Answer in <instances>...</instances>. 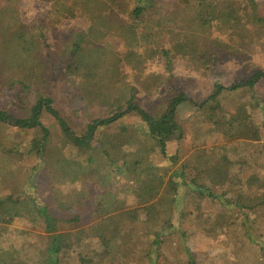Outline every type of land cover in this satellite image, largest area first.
<instances>
[{
  "label": "trees",
  "instance_id": "16d2710c",
  "mask_svg": "<svg viewBox=\"0 0 264 264\" xmlns=\"http://www.w3.org/2000/svg\"><path fill=\"white\" fill-rule=\"evenodd\" d=\"M4 1L7 4L0 5L2 13L20 2ZM39 1H44L49 10L44 19L29 25L13 20L4 29L7 34L2 39L4 43H1L0 52H9L4 65L8 66L11 74L15 73L3 79L0 77V91L3 94L16 85L21 91L16 97L17 102L12 104V111L0 106V125L17 132H32V137L20 144L0 141V158L4 161H12L16 156L35 159L37 163L32 169L31 182L42 175L44 164L54 155L56 166L53 173H60L58 180L76 182L87 168L95 166L107 167L120 176L124 175L128 187L137 192L138 201L148 204L129 212V220L138 223L139 212L146 209L160 213L164 208L165 216L158 217L156 222L146 220V229L141 234L139 226L131 227L128 230L131 234L126 233L145 241L141 245L145 248L149 264H198L188 248L184 257L174 252L168 254L163 248L167 245V237L175 232L188 235L185 227L188 218L194 214L209 225L212 220L209 214L213 208H217L218 213L228 214L229 223L234 219L233 226L239 220L238 231L241 234L239 237L236 234L234 239L253 251L252 258L256 264H264V245L258 241L264 237V183L247 191L243 187L235 188L222 170L205 162L204 151L196 152L193 160L181 164L180 181H176L173 173L168 176L167 170L162 173V168L153 159L156 154L167 158L168 142L182 139L183 131L177 122L178 109L183 104L196 105V102L185 92L173 89L176 93L141 104L121 71L122 63L142 66L145 53L149 57H162L169 71L176 56L190 59L201 67L208 66L207 70L218 60L215 48L219 41L209 37L213 22L223 21L227 25L223 33L228 38L237 32L243 40L247 38L246 34L250 38L259 32L264 34V16L256 10L251 11V3L242 7L237 5V0ZM165 6L169 7L165 9ZM189 10L194 17L186 19L185 13ZM78 18L87 19L90 25L74 31L70 39L62 42L55 33L66 22ZM178 18L180 20L176 22ZM235 26L238 29L233 31ZM110 36L122 38L126 52L122 55L116 53L112 43L107 42ZM140 49L144 50L143 53ZM263 78L264 69L255 70L249 78L225 91L233 93L244 87L253 88ZM57 80H62L68 88L67 95H72L67 99L69 103L74 104L77 100L85 109L104 107L109 114L93 118L80 134L76 133L54 106V97L48 90ZM33 87L36 97L31 103L28 93ZM221 91H224L222 86L216 84L211 98L217 97L218 102ZM202 104L207 105L206 99ZM44 113L59 123L60 137L68 155H58L53 151L52 154L49 150L52 127L42 122ZM241 116L244 115H233L231 121L228 119V129H223L226 139H259L257 129L242 121L244 118ZM126 117H136L138 121L129 125L119 124ZM210 151L214 154L215 149ZM219 157L224 164H230L228 153L222 152ZM120 190L124 188L120 187ZM113 193L116 192L113 190ZM107 212L113 211L109 209ZM252 213L255 218L250 215ZM17 218L28 220L33 228L43 232L40 238L44 242L38 248L36 264H63L66 261L69 264H124L120 257L122 247L135 242L130 237L124 242L122 239V244L115 243L117 237L109 227L113 223L111 216L103 219L97 225L95 235L90 236L83 231H62L63 225H74L71 229L75 228L80 218L62 219L55 215L48 202L37 203L35 198L26 195L0 197V230ZM4 248H1L7 253L4 264L28 263L27 260L21 262L19 257L12 261V254L21 251L15 244L14 249Z\"/></svg>",
  "mask_w": 264,
  "mask_h": 264
},
{
  "label": "rangeland",
  "instance_id": "374dc122",
  "mask_svg": "<svg viewBox=\"0 0 264 264\" xmlns=\"http://www.w3.org/2000/svg\"><path fill=\"white\" fill-rule=\"evenodd\" d=\"M244 1L237 0L236 2L242 7L251 3L249 9L256 10L260 16H264V0H247L245 4ZM5 4L7 3L4 0H0L1 6H5ZM167 7L169 6H165V9ZM48 11L47 4L39 0H20L16 7L12 8L11 6L7 12L2 13L0 10V17H2L0 18V50H2L1 43H4L2 39L7 34L4 29L11 25L13 20L29 25L36 20L44 19ZM193 17L194 13L190 10L185 13L186 19ZM179 20L180 18L176 22ZM217 23L213 22L209 37L219 41L215 48L218 60L211 64L207 70L208 66L201 67L190 59L176 56L172 69L169 71L162 57H149L148 53H145L142 57L144 59L142 66L134 67L133 64L122 63L121 71L125 75L126 84L129 83L130 87L133 86L136 100L141 104H146L169 93H176L173 89L185 92L196 102V105L183 104L178 109L177 122L183 131L182 139H173L168 142L167 158L156 154L153 159V162L160 169L162 168V173L167 170L168 176L173 173L176 181H180L178 176L181 172V164L186 160H193L196 152L204 151L203 155L207 164L216 165L222 170V174L231 182L230 185L238 189L243 187L247 191L261 182L264 183V78L253 88L244 87L233 93L225 90L237 82L249 78L255 70L264 69V34L259 32L262 34L257 33L253 38L246 34L247 38L242 40L235 32L231 38H228L227 34L223 33L227 27L226 23L223 21H217ZM89 25L87 19L78 18L66 22L55 35L58 34L60 40L64 42L71 38L74 31L85 29ZM237 29L238 27L235 26L233 31ZM262 30L264 32V27ZM107 40L112 43L113 50L119 55L126 52L127 47L122 38L110 36ZM140 51L143 53L144 50L140 49ZM8 53L7 50L0 52L1 79L15 73L11 74L8 66L4 65ZM216 84L224 89L221 91L218 102L217 97L211 98L210 96ZM48 90L54 97V106L78 134L93 118L109 114V110L104 107L85 109L83 104L78 103L77 100L74 104L69 103L67 99L72 95H67L68 88L64 86L62 80L53 82ZM20 91L19 85L6 90L3 94L0 91V106L12 111V104L17 102L16 97ZM35 97L36 90L33 87L28 93V101L34 103ZM205 99L207 105L202 104ZM14 110L17 111L15 108ZM241 114L244 115L241 116L244 118L242 121L248 122L251 127L257 129L260 135L259 139H226L223 129H228V119L231 121L230 118L233 115L240 116ZM137 121L136 117H126L119 124L129 125L137 123ZM42 122L46 126L52 127V135L49 138L51 153L53 151V153L58 152V155H68L60 137L62 132L59 123L46 113L42 116ZM31 137L32 132H17L6 125H0V141L2 142L26 143ZM98 141L99 138L96 139L97 143ZM212 148L216 153H211ZM222 152L228 153L230 164H224L220 160L219 154ZM12 158V161H4L0 158V197L11 195L13 198H18L26 195L35 198L37 203H50L55 215L62 219H70L75 216L80 218L79 224L75 228L71 229L74 225H63L62 231L74 233L83 231L85 234L93 236L97 225L102 223L103 219L111 216L113 223L111 222L112 225L109 227L117 237L115 243L122 244V239L124 242L130 237H134L133 234L126 235V233H130L128 230L131 227L139 226L138 232L141 234L146 229V220L152 219L156 222L158 217L165 216L162 212L164 208H161L160 213L145 209L137 214L140 219L138 223L129 220L127 217L129 212L144 208L148 204L138 201L137 192L128 187L125 176H120L110 168L90 167L76 182L62 181L57 178L60 173L59 175L53 173L56 166L54 155L44 164L42 175L31 182L32 169L37 163L35 159L26 156ZM119 186L124 190H120ZM113 190L116 193H113ZM108 208L113 212H107ZM216 209L213 208L209 214L212 218L209 225L204 224L196 214L188 218L185 227L189 232L188 235L184 236L181 235V232H175L172 236L167 237V245L163 249L168 254L174 252L176 255L184 257L188 248L198 264H256L257 261L252 258L253 251L246 249L242 243L234 239L236 234L238 237L241 234L238 231L239 220L236 222V226H233L235 225L234 219H231L229 223L228 214L218 213ZM250 215L252 218L256 217L253 213ZM157 221L159 220L157 219ZM32 225L24 218H17L12 224L5 225L0 230V264H4L7 259L5 258L7 253L2 252L1 248L12 247L14 249V244L21 251L12 254V261L19 257L21 262L27 260V264H36L38 248L42 246L44 239H41L43 237L41 229L33 228ZM133 239L135 242L123 245L120 253L121 262L124 264H149L145 248L141 245V242L145 241ZM258 241L264 245V237ZM65 263L69 264L68 261Z\"/></svg>",
  "mask_w": 264,
  "mask_h": 264
}]
</instances>
